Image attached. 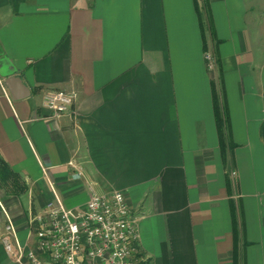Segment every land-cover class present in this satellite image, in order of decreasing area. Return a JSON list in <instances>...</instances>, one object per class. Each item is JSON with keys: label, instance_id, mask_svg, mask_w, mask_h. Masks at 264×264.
I'll use <instances>...</instances> for the list:
<instances>
[{"label": "crops", "instance_id": "obj_1", "mask_svg": "<svg viewBox=\"0 0 264 264\" xmlns=\"http://www.w3.org/2000/svg\"><path fill=\"white\" fill-rule=\"evenodd\" d=\"M207 1L213 32L195 0H0V155L29 186L0 187V236L7 213L32 246L55 194L120 191L150 264H234L236 243L264 264V0ZM50 88L76 90L74 110L54 117ZM0 264H18L1 239Z\"/></svg>", "mask_w": 264, "mask_h": 264}, {"label": "built area", "instance_id": "obj_2", "mask_svg": "<svg viewBox=\"0 0 264 264\" xmlns=\"http://www.w3.org/2000/svg\"><path fill=\"white\" fill-rule=\"evenodd\" d=\"M206 59L212 60L211 55ZM77 97L76 90L50 88L43 103L58 118L74 110ZM7 218L1 240L19 264H149L140 248L139 217L120 191H92L78 207L67 206L55 194L30 221L36 228L31 248L20 243Z\"/></svg>", "mask_w": 264, "mask_h": 264}, {"label": "trees", "instance_id": "obj_3", "mask_svg": "<svg viewBox=\"0 0 264 264\" xmlns=\"http://www.w3.org/2000/svg\"><path fill=\"white\" fill-rule=\"evenodd\" d=\"M9 1L14 9V12L18 13L20 3L23 0H9ZM195 2H196V7L198 10L199 20H200L202 29L205 30V26L207 25L213 32V27L209 26V24L210 25L212 24V21H211L210 12H209L208 5H207L208 1L204 0L205 17H203L201 9L199 8L198 0H195ZM206 49H207V45H206ZM213 98H214V108H215L216 121L218 125L219 136H220L221 148H222V152L225 155L227 146H232L231 142L229 141L230 136L227 134L228 114H227L226 106L223 104L215 84L213 85ZM261 135L264 140V122L261 125ZM0 187L6 193L10 195H22L26 193L29 189V186L27 182L25 181L24 177L22 176V174L16 171L15 169H13L1 155H0ZM234 233L236 236L237 227L235 223H234ZM234 254H235L234 264H238L239 250H238L237 243L234 247Z\"/></svg>", "mask_w": 264, "mask_h": 264}, {"label": "rangeland", "instance_id": "obj_4", "mask_svg": "<svg viewBox=\"0 0 264 264\" xmlns=\"http://www.w3.org/2000/svg\"><path fill=\"white\" fill-rule=\"evenodd\" d=\"M207 55H211V57H212V60H207L206 59V62H207V66L209 67V68H215V69H218V57L216 56V54L215 53H212V51H211V53H206V57H207ZM234 174H235V171H234ZM92 192V191H91ZM25 194V193H24ZM23 195V194H22ZM18 196H20V195H18ZM43 211V210H42ZM42 211H40V212H42ZM40 212H32L31 214H30V216L28 217V219H29V222L31 221V219L34 217V215H36V214H38V213H40ZM6 216H8V214L6 213ZM10 217V216H9ZM12 220V219H11ZM13 221V220H12ZM7 223H8V218H7V222H6V225H7ZM31 224V223H30ZM6 225H5V231L3 232V234L0 236V239H1V237L5 234V232H6ZM15 225V224H14ZM31 226H32V224H31ZM33 228V235H34V244L32 245V246H29L28 248H31V247H35V234H36V228L34 227V226H32ZM15 228H16V226H15ZM17 230V229H16ZM17 232V231H16ZM18 235V234H17ZM19 239V238H18ZM2 241V240H1ZM20 241V240H19ZM13 242L15 243V239L13 240ZM20 243H21V241H20ZM22 244V243H21ZM14 245H16V244H14ZM23 246H25L24 244H22ZM25 247H27V246H25ZM8 252V251H7ZM15 261H16V259H15V257L14 256H12V254L10 255ZM17 262V261H16ZM18 263V262H17ZM19 264V263H18ZM150 264V263H149Z\"/></svg>", "mask_w": 264, "mask_h": 264}]
</instances>
